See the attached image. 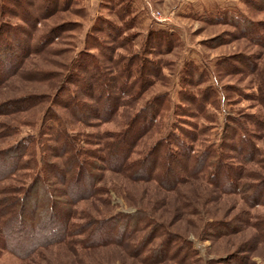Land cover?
I'll list each match as a JSON object with an SVG mask.
<instances>
[{
    "label": "trees",
    "instance_id": "1",
    "mask_svg": "<svg viewBox=\"0 0 264 264\" xmlns=\"http://www.w3.org/2000/svg\"><path fill=\"white\" fill-rule=\"evenodd\" d=\"M8 1L0 0V89L14 77L29 79L28 75L50 80L54 89L45 97L14 96L0 102V258L7 252L33 264L37 256L49 250H64L66 255L61 253L69 264H109L101 259L90 263L89 252L112 248L119 258L122 250L130 259L143 264L162 263L171 258L180 264L198 261V251L192 242L180 237L182 243L175 247L177 237L162 220L140 205V200V206L132 213L100 216L88 209L78 210V204L93 199L106 208L112 206L105 186L107 173L121 175L133 184L154 183L170 193L178 192L181 185L193 179L205 177L208 184L218 187L225 184L224 191L239 188L248 204L262 202L261 195L252 194L257 186L250 182L247 167L235 165L240 162L230 151L239 153L245 164L255 161L258 149L254 137L264 134V114L261 120L249 116L258 129L255 135L246 124L248 121L229 118L221 144L200 147L201 138L210 127L199 121H185L182 113L189 109L185 115L213 122L210 109L220 107V93L212 85L199 87L207 73L197 69L187 71L194 91L182 90L175 104L168 93L147 98L153 85L165 76V65L150 57L149 47L136 52L129 50L132 37L126 32L132 26L115 25L108 19L93 27L85 49L65 67L67 73L35 71L25 76L29 54L35 51L44 54L54 42L50 37L52 31L40 34L38 24L56 11L50 8V0H39L38 13L23 10V15L20 14L30 28L25 30L2 21ZM59 1L52 0L54 7ZM251 2L255 10H264V0ZM244 20L251 26L242 28L244 33L264 47L260 24L240 17L238 25L243 26ZM20 32L27 35V42ZM96 32L105 33L108 39ZM6 33L12 34L13 42L3 38ZM167 36L161 31L153 38L173 44ZM31 46L33 50H29ZM119 47L127 48L129 55L116 53ZM161 47L159 54L163 53ZM95 49L99 54L92 53ZM246 64L252 72H260L261 65L257 62ZM112 80L120 84L119 93L111 90ZM257 82L256 99L264 107L263 77ZM87 98H93L97 104ZM172 113L179 119L169 125L167 120ZM40 118V132L22 135L25 127L37 128ZM91 120H95L97 131L86 133L83 129ZM109 123L116 128L99 129ZM166 126H170L168 133L159 135ZM154 136L158 138L151 141ZM180 168L185 173H177ZM251 196L255 200L251 201ZM65 249L71 250L75 259Z\"/></svg>",
    "mask_w": 264,
    "mask_h": 264
},
{
    "label": "rangeland",
    "instance_id": "2",
    "mask_svg": "<svg viewBox=\"0 0 264 264\" xmlns=\"http://www.w3.org/2000/svg\"><path fill=\"white\" fill-rule=\"evenodd\" d=\"M17 1L6 2L1 19L11 26L30 29L20 14L23 15V10L38 13L41 2ZM251 1L74 0L70 3L69 0H60L59 5L54 7L55 4L50 0L48 2L50 8L56 12L45 17L38 27L40 34L52 31L50 37H53L54 42L44 54L36 51L29 54L24 66V74L26 76L35 71L67 73L65 67L85 49V41L92 33L93 27L101 25L102 20L108 19L115 25L123 23L127 27L132 26L126 32L132 37L129 50L136 52L145 46L149 47L152 52L150 57L165 65V76L153 85L147 98L168 93L175 104L182 90L194 91L188 82L190 78H187V71L197 69L199 72L207 73L205 81L199 87L204 89L212 85L220 93V107L210 109L213 122H206L202 117L196 119L185 115L189 113V109L182 113L185 121H199L204 127H210L201 138L200 147L211 143L220 145L223 141L225 121L229 118L248 121L246 124L251 127L252 135H255L254 131L258 129L250 122L249 116L254 115L261 120L264 114V107L256 99L257 79L260 77L264 79V47L255 44L244 33L242 28L251 27L247 20L242 22L243 26L238 25L240 17H244L260 24V29L264 31V10H255ZM161 31L168 33L167 39L169 38V42L173 44H169L166 39L153 38L154 34ZM96 34L108 39L105 33L96 32ZM19 35L27 42V35L24 32H20ZM3 38L13 42L10 33H6ZM110 40L109 38L108 41ZM25 42H21L23 46L26 45ZM110 43L114 44V42ZM161 45L163 53L159 54ZM29 50H33L32 46ZM92 53L99 54L96 49ZM116 53L129 55L128 49L123 47H119ZM21 55L22 53L19 52V56ZM249 62H257L261 65L260 72H252L248 69L249 64L246 63ZM28 78L16 76L12 80L14 83L4 85L0 89V102L14 96L31 97L37 94L45 97L52 93L54 88L50 80L35 79L30 75ZM119 88L120 84L117 80H112L111 90L119 93ZM87 101L97 104L93 98H87ZM178 119L179 116H174L172 113L167 124L178 123ZM94 123L95 120H91L83 130L86 133L97 131ZM169 127L166 126L159 135H166ZM115 128L114 123L99 127L101 131ZM23 129L22 135L40 132L41 118L37 128ZM158 136L151 138V141L156 140ZM254 141L258 149L254 162L245 164L239 153L234 150L230 153L237 155V161L240 162H236L235 165L247 167L250 182L256 183L257 186L252 194L261 195L260 204L257 202L248 204L244 201L243 192L239 188L234 191L230 186V192L224 191L222 188L225 184L220 187L208 184L205 177L193 179L188 184L181 185L178 192L170 193L162 191L154 183L133 184L121 175L107 173L105 186L109 189L112 206L106 208L101 201L93 199L81 202L77 208L88 209L101 216L114 212L132 213L137 206L144 205L177 237L174 241L175 247L182 243L180 237H186L192 242L194 249L198 251V261H192V264H264V134L260 137L255 136ZM177 173L183 174L185 171L180 168L177 169ZM127 192H130L131 196ZM250 200L255 198L251 196ZM259 224L261 229L258 228ZM69 251L71 252L69 256L75 259L72 251ZM61 252L65 254L64 250H49L37 256L32 263L69 264V259ZM90 254V263L101 259L109 261V264H143L138 260L130 259L122 250L119 258V254L112 248L89 252ZM0 264L26 263L5 252L0 258ZM157 264L180 263L171 258Z\"/></svg>",
    "mask_w": 264,
    "mask_h": 264
}]
</instances>
